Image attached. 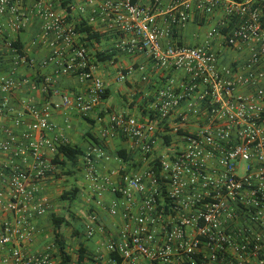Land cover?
<instances>
[{
	"label": "built area",
	"instance_id": "2783aa9c",
	"mask_svg": "<svg viewBox=\"0 0 264 264\" xmlns=\"http://www.w3.org/2000/svg\"><path fill=\"white\" fill-rule=\"evenodd\" d=\"M20 1L0 0V15H8L17 32L26 25ZM81 1L92 9L88 25L98 31V23H105L125 35L118 51L146 53L156 68L186 75L179 87L170 85L158 93L147 120L110 114L102 136L118 134L132 141L146 165L143 171L122 174L114 184L111 174L99 171L93 153L84 156L91 200L122 221L118 238L106 245L108 252L119 257V264H264V0H172L161 25L149 5ZM219 11L224 18L209 29L203 43L163 45L164 38L194 17L208 23ZM36 12L44 25L33 44L52 50L43 66L55 65L56 74L75 76L86 86L75 95H63L60 103L26 105L14 120V126L24 128L22 140L7 129L0 141V151L10 156L0 171L7 188L0 192V214L13 217L0 224V264H60L57 246L43 252L31 246L38 232L34 220L49 208L39 195L41 184L56 173L59 148L68 145L51 121L52 112L73 106L88 116L106 99L97 58L80 42L75 25L67 26L53 3L37 0ZM3 33L0 24V36ZM215 44L245 57L244 66H222ZM9 47L16 65L29 62L12 43ZM119 79L124 81V74ZM26 84L31 81L0 77L3 94ZM41 87L60 94L51 78ZM240 88L245 91L238 92ZM5 114L3 104L0 116ZM168 132L177 135L179 144L157 155L159 141L171 144L165 140ZM18 157L26 164H18ZM108 191L116 198L106 204ZM85 229L88 238L106 232L95 213ZM93 264L103 263L96 258Z\"/></svg>",
	"mask_w": 264,
	"mask_h": 264
},
{
	"label": "crops",
	"instance_id": "0c3cea01",
	"mask_svg": "<svg viewBox=\"0 0 264 264\" xmlns=\"http://www.w3.org/2000/svg\"><path fill=\"white\" fill-rule=\"evenodd\" d=\"M45 3H53L56 11L64 18L67 26L76 25L82 21H88L92 15V9L82 5L81 0H44ZM172 0H138L141 5L151 6L159 14L157 23L163 24L167 18L165 10L170 6ZM20 9L26 17V25L22 31H15L9 25L8 15H0V24L4 25V33L0 36V77L14 80L28 79L31 84H26L17 90L3 94L0 91V106L6 104V114L0 116V141L6 139V130L13 129L19 140H22L21 132L24 128L14 126V120L24 113L26 105L42 108L47 103H60L65 94L75 95L85 90V84L80 82L75 76L56 74L55 65L43 66V62L52 54V50L44 45H34L43 30L44 21L37 14V0H22L19 2ZM73 6L74 9H70ZM224 18V13L219 11L212 21L201 23L194 17L192 21L182 27L176 28L174 34L162 40L164 46L167 45H188L195 46L205 41L207 33L211 27ZM98 31L101 34V42H93L90 51L115 52L111 60L98 62V74L102 77L107 87V98L101 108L96 109L90 115H82L73 106L52 112L51 121L54 122L61 132L68 139V145L79 146L83 150L76 163L67 161L66 167L57 164L54 175L48 176L41 184L40 197L46 198L49 203L48 211L45 215L34 220L38 230L32 243V249L43 252L55 243V227L53 216H66L71 223L65 229L63 226L61 235L66 244V251L76 252L83 243L87 249V260L82 264H93L98 258L103 264H119L117 255L110 254L107 250V243L111 239H117L120 233L122 221L120 217H112L108 211L100 208L91 200L90 182L86 176L84 156L93 153L97 158L98 169L101 173L111 174L114 184H118L122 174L141 172L146 165L141 161L139 151L132 141L115 134L108 138L102 136V132L110 124V114H123L128 117L147 120L153 112V103L158 93L170 85L179 87L186 80L183 71L176 69H158L146 53L128 55L121 53L116 46L123 34L118 35L109 30L105 23H98ZM207 28L204 36L201 32ZM80 42L82 37L79 38ZM19 42L24 54L29 62L16 65V54L10 49L9 44ZM214 49L221 54L222 66L234 65L236 68L244 66L245 57L236 55L234 51L215 44ZM125 76V80L119 79L120 75ZM46 78H51L60 90L56 94L53 89L49 93L42 91V85ZM32 85H36L33 88ZM240 88L238 92H244ZM31 118L26 123L30 124ZM194 118L190 124L193 126ZM168 139L171 144L166 146L159 141L156 146V154H160L165 148L168 150L173 145L179 144V138L173 132H168ZM121 154L128 157L125 161ZM10 156L0 151V171L3 166L10 161ZM59 161L65 160L64 156L57 158ZM18 164H26L23 159L15 160ZM71 172L66 174L67 172ZM73 188L79 191L76 199L72 201L63 199L62 195ZM7 188L0 180V192ZM113 192L105 194V202L109 204L115 200ZM95 213L99 217V224L105 228V233L98 231L94 237L86 236V224L89 215ZM10 214H0V224L6 220H12ZM78 223L81 226L78 227ZM72 246V248H71ZM73 255V253H71ZM75 254V255H76ZM78 257V254L76 255ZM74 258V257H73ZM78 261V258H77ZM77 261L74 262L77 264Z\"/></svg>",
	"mask_w": 264,
	"mask_h": 264
},
{
	"label": "trees",
	"instance_id": "16d2710c",
	"mask_svg": "<svg viewBox=\"0 0 264 264\" xmlns=\"http://www.w3.org/2000/svg\"><path fill=\"white\" fill-rule=\"evenodd\" d=\"M138 0H132L133 3H137ZM75 31L79 33L82 36V41L84 42V45L86 48H90L91 44L93 42H101V34L100 32L96 31L94 27L87 24L86 21H82L80 23H77L75 25ZM15 48H17L20 55H25L22 46L19 42H13L12 43ZM95 56L97 58L98 62H104L107 60H111L115 56V52H105V51H97L95 53ZM108 93H106V98ZM167 144L169 143V139L165 138ZM59 154L64 156L65 160L59 161L58 159L55 160L56 163L61 164L63 167H66L67 161H70L72 163H76L77 159L83 155V150L79 146H71V145H64L59 148ZM121 157L124 158L125 161H129L128 157H126L124 154H121ZM58 158V157H57ZM157 173L160 172V167H156ZM71 172H67L68 174ZM77 188H73L71 191H68L62 195L63 199H68L73 202L74 199H76V195L78 193ZM53 223L55 227V243L60 251V264H76L74 262L73 255L70 252L66 251V244L64 242L63 236L61 235V232L59 230L62 229L63 226H70L71 223L67 220L66 216L59 217V216H53ZM78 253V261L77 264H82L87 260L93 261L91 258H87V249L83 243H81L80 248L77 251Z\"/></svg>",
	"mask_w": 264,
	"mask_h": 264
},
{
	"label": "rangeland",
	"instance_id": "374dc122",
	"mask_svg": "<svg viewBox=\"0 0 264 264\" xmlns=\"http://www.w3.org/2000/svg\"><path fill=\"white\" fill-rule=\"evenodd\" d=\"M206 32H207V28H204L203 31L201 32V35L204 36V35L206 34ZM70 226H71V225H70ZM80 226H81V230H83V227H82L81 223H78V227H80ZM67 227H68V226H65L64 228L67 229ZM71 248H72V246H71ZM69 252H70V253H73V257L75 258V261H77V258H78V257H77L76 255H77L78 253L76 254V252L73 251L72 249L69 250ZM75 254H76V255H75Z\"/></svg>",
	"mask_w": 264,
	"mask_h": 264
}]
</instances>
